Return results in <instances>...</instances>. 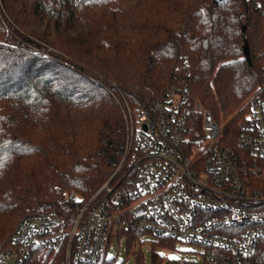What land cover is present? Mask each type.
I'll use <instances>...</instances> for the list:
<instances>
[{"label": "trees", "instance_id": "trees-1", "mask_svg": "<svg viewBox=\"0 0 264 264\" xmlns=\"http://www.w3.org/2000/svg\"><path fill=\"white\" fill-rule=\"evenodd\" d=\"M218 3L0 0V244L24 216L70 211L73 193L87 200L108 182L124 107L150 109L173 82L222 113L235 145L234 113L264 81V0ZM175 243L153 240V263Z\"/></svg>", "mask_w": 264, "mask_h": 264}, {"label": "built area", "instance_id": "built-area-1", "mask_svg": "<svg viewBox=\"0 0 264 264\" xmlns=\"http://www.w3.org/2000/svg\"><path fill=\"white\" fill-rule=\"evenodd\" d=\"M184 87L171 83L148 110L124 107L111 179L87 200L73 193L70 211L24 216L0 264H103L114 230L202 245L206 264H264V81L236 112L234 146Z\"/></svg>", "mask_w": 264, "mask_h": 264}, {"label": "rangeland", "instance_id": "rangeland-1", "mask_svg": "<svg viewBox=\"0 0 264 264\" xmlns=\"http://www.w3.org/2000/svg\"><path fill=\"white\" fill-rule=\"evenodd\" d=\"M57 52L60 53L59 51ZM96 73L98 74V72ZM236 112L234 113L235 116H239L236 115ZM220 115L218 122L221 126H224L225 120L222 113H220ZM232 116L228 120H230ZM131 235L132 234L130 233H122L118 235L116 230H114L107 241V258H114V264H154L152 258V241L156 238H152L148 234H145L139 238L135 237L134 240H131L133 236ZM129 239L131 241L128 243ZM156 251L164 259L162 264L169 261L173 263L176 262L177 264H206L204 263V247L196 243L177 241L174 247L165 249L158 248ZM139 253H142V259H139Z\"/></svg>", "mask_w": 264, "mask_h": 264}, {"label": "water", "instance_id": "water-1", "mask_svg": "<svg viewBox=\"0 0 264 264\" xmlns=\"http://www.w3.org/2000/svg\"><path fill=\"white\" fill-rule=\"evenodd\" d=\"M223 1H225V0H219V3L218 4H221Z\"/></svg>", "mask_w": 264, "mask_h": 264}]
</instances>
